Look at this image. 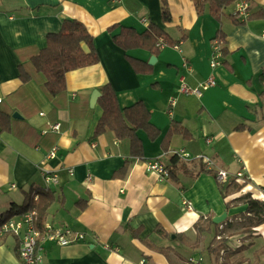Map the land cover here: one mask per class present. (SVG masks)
<instances>
[{"label": "crops", "instance_id": "crops-1", "mask_svg": "<svg viewBox=\"0 0 264 264\" xmlns=\"http://www.w3.org/2000/svg\"><path fill=\"white\" fill-rule=\"evenodd\" d=\"M236 2L224 7L219 21L209 12L199 14L193 0H168L172 20L165 23L160 0H0V215L24 205L34 188L46 189L42 171H51L59 184L50 187L57 198L46 221L86 234L85 241L67 247L47 244L42 264H187L188 258H201L208 233L199 234L196 223L227 213L219 234L210 231L222 239L228 233L225 223L241 221L247 209L243 202L226 207L239 194L225 198L228 183H219L214 170L231 176L243 171L250 179L244 193L264 200V16H256L264 12V0H249L251 18L244 24L231 17ZM66 20L86 26L99 63L68 73L66 91L50 96L43 88L46 77L35 71L32 59ZM149 24L179 45L163 48L154 65L149 52H126L113 41L122 28L143 33ZM220 32L227 52L212 69V42ZM127 57L148 63L153 73L137 74ZM22 72L30 75L29 82L22 81ZM210 76L217 85L201 98L179 92L181 81L195 87ZM107 84L122 109L143 102L161 131L156 141L140 133L142 159H132L130 141L118 140L112 131L94 136L103 112L99 99L94 107L91 99ZM56 123L60 133L43 134ZM173 123L188 136L175 135L164 151ZM55 146L57 157L47 159ZM182 150L207 156L213 170L201 161L172 163V153ZM128 160L126 178L115 177ZM154 160L173 174L162 179L148 172L146 162ZM184 200L192 211L185 210ZM255 231L260 239L243 252L238 246L252 242L244 234L224 239L217 249L212 239L203 260L253 264L249 254L257 240L264 245V224ZM228 246L233 251L223 255ZM18 249L15 237H1L0 264H22Z\"/></svg>", "mask_w": 264, "mask_h": 264}, {"label": "trees", "instance_id": "trees-1", "mask_svg": "<svg viewBox=\"0 0 264 264\" xmlns=\"http://www.w3.org/2000/svg\"><path fill=\"white\" fill-rule=\"evenodd\" d=\"M199 14L209 12L216 20H221L224 7L230 6L234 0H193ZM162 18L165 23L171 22L170 8L168 0H160ZM257 17H263L264 12L258 13ZM236 24H244L248 20H240L235 15H231ZM114 28L110 29L113 32ZM217 40L222 45L223 56L227 50L225 48V36L220 32ZM113 41L122 50L142 49L149 52L154 57H158L163 48L176 45L169 39L167 33L160 27L149 24L147 30L139 33L131 28H122L118 35L113 36ZM129 63L139 75L153 73V67L148 63L127 57ZM99 63L98 53L94 46V39L88 32L86 26L77 20H66L59 33L48 36V44L37 56L32 59V66L36 72L42 73L46 77L43 85L44 91L50 96H58L66 91V75L70 72L91 67ZM21 79L24 83L30 81V75L22 72ZM98 104L102 109V117L95 131V137H98L108 131H112L118 140H128L131 144V158H144V146L140 133H145L152 141H156L161 136V131L151 122V114L143 102H137L131 107L122 109L120 107L116 92L111 85L107 84L100 89V98ZM177 134L188 136L187 130L178 123H173L163 139V149L168 150V145L172 137ZM172 163L177 160L171 156ZM131 166V161L125 162L123 168L115 174V177L126 178ZM209 170V169H208ZM206 169V172H210ZM205 171V169H204ZM213 174L216 175V171ZM210 172V173H212ZM173 174L170 172V175ZM249 182L239 183L235 179L231 180L225 191V198L238 195L229 200L226 207L229 208L232 203L243 202L247 209L238 222H226L223 232H233L243 229L245 234H256V228L264 224V200L255 199L251 193H244L245 187ZM38 196L37 200L34 197ZM56 193L50 188H34L26 196L24 205L13 206L8 211L0 215V227L7 223L14 216L24 214L35 210L37 212V226L41 227L46 222L47 214L52 204L56 201ZM81 201L78 202L80 204ZM214 223L213 218H201L195 225L199 234H206L212 228L219 229L220 226ZM238 225V226H235ZM241 228V229H240ZM159 231V230H158ZM138 236V231L133 232ZM245 246V245H243ZM242 247V246H241ZM240 247V248H241ZM227 250V249H226ZM224 251V250H223ZM224 251L223 255H229ZM221 254V253H218ZM192 258V257H191ZM187 259V264L190 259Z\"/></svg>", "mask_w": 264, "mask_h": 264}, {"label": "built area", "instance_id": "built-area-1", "mask_svg": "<svg viewBox=\"0 0 264 264\" xmlns=\"http://www.w3.org/2000/svg\"><path fill=\"white\" fill-rule=\"evenodd\" d=\"M235 15L240 20H248L251 15L249 0H237L235 4V9L233 11ZM264 35V33H263ZM175 49H179V45L174 46ZM222 45L219 40L214 39L212 42V55L210 59V66L212 69L220 66L222 64L223 53ZM217 85L216 79L213 76L208 77L204 82L200 83L198 86H189L184 81H181L179 86V92L184 95H192L201 98L203 94L209 89ZM3 102L0 99V104ZM171 105L176 104V99L170 101ZM61 124L56 123L51 125L48 130H45L43 134L60 133ZM211 139H208V143ZM58 147L55 146L49 152L47 159H55L58 154ZM172 156L183 161H201L209 170H213V161L204 155H192L191 153L182 150L173 152ZM146 169L150 173H155L160 178H168L170 176V171L168 167L159 160L146 162ZM216 171V170H215ZM70 176L74 175L73 170L68 171ZM42 176L44 178V183L46 188H50L52 185L59 184V177L57 173L51 171H42ZM216 180L221 184H227L231 180L235 179L239 183L249 182L250 179L245 175L243 171L236 173L231 176L226 171H216ZM248 183V184H249ZM13 188L16 186L13 185ZM38 196L34 197L37 200ZM183 206L185 210L192 211L193 206L190 202L184 200ZM37 212L35 210L14 216L7 223L0 227V238L4 236H13L18 240V255L22 264H42L45 256V246L47 244H55L60 247H67L70 245L77 244L86 240V234L76 231L69 227H56L47 221L43 226H37ZM217 239H221L218 237ZM109 249V246H106ZM140 264H147L145 260H142ZM189 264H203L202 258L192 257Z\"/></svg>", "mask_w": 264, "mask_h": 264}, {"label": "rangeland", "instance_id": "rangeland-1", "mask_svg": "<svg viewBox=\"0 0 264 264\" xmlns=\"http://www.w3.org/2000/svg\"><path fill=\"white\" fill-rule=\"evenodd\" d=\"M219 232H220V230H218V232H216V233L219 234ZM216 233H215V231H212V232H210V233H208V234L205 235V237H206V240H205V246L206 247L205 248L206 249H204V251H203V253L201 255L202 256L201 257L202 259H204V257L205 258H208L209 257L208 256L207 247H208L209 243L211 242V240L215 238ZM243 234L246 235V238L250 239L252 242L251 243H248V244L246 242L244 244L245 246H242V247L241 246H238V250H241L240 252H243V250H249L251 248V245L253 244V241L255 240L254 238H257L258 239L259 236H255V235H257V233L254 234V236L253 235L245 234V232L243 231V229L238 230V231H235V232H229V233L225 234V236H223L222 239H217L218 237L215 238L216 239V243L213 244L212 246L214 247V249H217L219 247L222 248V247H224V244L222 246H220V245H221V243H224V241H225L224 239H227L228 238V242H229L232 237L237 236V235H243ZM234 241H236V240H233L232 242H234ZM242 242L244 243L245 241L242 240ZM263 246H264L263 245V242L261 240H257V242L254 245V248L251 250L249 256H250V258L252 260H255V262H253V264H263L264 263V247ZM231 251H233V250H231ZM237 259H238L237 262H240L242 260V258H237ZM251 259H249V260H251ZM215 261H216V259H215ZM220 261L221 260H219L218 262H220ZM210 262H211L210 260H206V261L203 260V264H210Z\"/></svg>", "mask_w": 264, "mask_h": 264}, {"label": "water", "instance_id": "water-1", "mask_svg": "<svg viewBox=\"0 0 264 264\" xmlns=\"http://www.w3.org/2000/svg\"><path fill=\"white\" fill-rule=\"evenodd\" d=\"M156 63V57L152 56L149 60V64L150 65H154ZM100 97V93L98 91L94 92L92 95V99H91V106L94 107V105L96 104L97 100ZM14 117H20L18 114H14ZM227 218V213H225L224 215L217 217L214 219V223L215 224H221L222 222H224Z\"/></svg>", "mask_w": 264, "mask_h": 264}]
</instances>
